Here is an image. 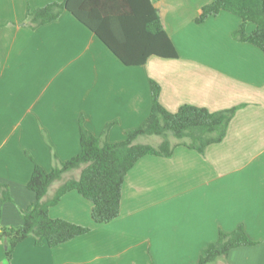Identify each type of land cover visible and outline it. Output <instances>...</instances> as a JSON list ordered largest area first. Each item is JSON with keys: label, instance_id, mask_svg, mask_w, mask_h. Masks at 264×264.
Here are the masks:
<instances>
[{"label": "crops", "instance_id": "1", "mask_svg": "<svg viewBox=\"0 0 264 264\" xmlns=\"http://www.w3.org/2000/svg\"><path fill=\"white\" fill-rule=\"evenodd\" d=\"M143 2L0 0V186L10 196L0 200V227L19 226L35 202L26 153L46 172L52 154L61 162L76 156L80 119L96 137L112 124L107 141H123L150 113V81L170 113L237 108L225 138L202 154L178 146L169 158H141L124 177L119 216L107 224L92 223L89 201L65 194L49 217L89 233L54 249L27 238L9 264H197L219 232L239 226L256 244L216 264H264V54L233 38L240 20L227 12L194 23L211 0H148L177 58L126 66L105 42L123 55L136 51L149 10ZM53 3L67 5L56 20L19 25L27 9Z\"/></svg>", "mask_w": 264, "mask_h": 264}, {"label": "trees", "instance_id": "2", "mask_svg": "<svg viewBox=\"0 0 264 264\" xmlns=\"http://www.w3.org/2000/svg\"><path fill=\"white\" fill-rule=\"evenodd\" d=\"M144 1L149 10L144 21L145 26L141 28L142 40L136 44V51H127L123 55L112 44L105 42L126 66H141L150 56L177 58L176 50L162 28L156 11L150 7L148 0ZM63 9H67L66 3H53L33 11L27 9L25 20L19 25L35 29L56 20ZM221 12H227L240 20L238 30L233 33L236 41L252 45L264 54V0H211L202 7L194 23L202 24L209 17H216ZM248 25L254 26L250 33L246 32ZM150 92L152 104L148 117L139 127L127 131L121 142L107 141V133L112 124H107L101 136L96 137L85 128L83 120L80 119V151L76 156L61 162L52 154L53 166L46 172L26 153L33 162L26 188L34 194L35 202L20 212L19 226L0 227V242L4 246L2 264L10 263L15 247L27 238L33 239L35 246L44 245L54 249L89 233L88 227L49 217V209L67 193L75 192L91 203L90 219L93 224L112 222L119 216L124 177L141 158H169L178 146L204 153L208 146L223 141L237 109L209 112L204 108L186 105L175 113H170L160 104V88L153 81H150ZM150 136L160 138V143L156 146L137 143L139 138ZM171 137L175 139L174 143L171 142ZM71 171L78 172L77 178L67 179L48 197L49 187ZM0 200L10 201L6 186H0ZM255 244L241 226L230 233L219 232L217 239L203 250L197 264H216L225 260L231 250Z\"/></svg>", "mask_w": 264, "mask_h": 264}, {"label": "rangeland", "instance_id": "3", "mask_svg": "<svg viewBox=\"0 0 264 264\" xmlns=\"http://www.w3.org/2000/svg\"><path fill=\"white\" fill-rule=\"evenodd\" d=\"M182 50H184L183 47H182ZM170 140H171L172 143L175 142V139H173L172 137L170 138ZM137 141L140 142V143H143V144H150L152 146H156L157 143L158 144L160 143L161 139L158 138V137L150 136V137H141ZM76 176H78V172L77 171H71V172H69V173H67L65 175L66 178H73V177H76Z\"/></svg>", "mask_w": 264, "mask_h": 264}]
</instances>
